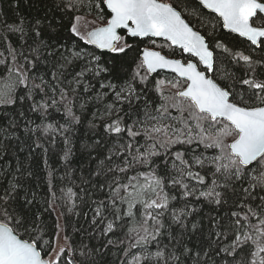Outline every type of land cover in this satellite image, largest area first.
<instances>
[{
    "label": "snow or ice",
    "instance_id": "1",
    "mask_svg": "<svg viewBox=\"0 0 264 264\" xmlns=\"http://www.w3.org/2000/svg\"><path fill=\"white\" fill-rule=\"evenodd\" d=\"M84 3L48 0L43 17L0 19V264H60L65 255L48 250L32 210L30 166L9 159L14 142L46 152L40 140L62 135L70 167V125L80 116L69 109L65 125L45 123L69 92L88 94L90 128L113 141L94 174L107 192L93 200L92 224L104 235L135 225L115 242L117 264H264V0H87L102 23L87 32L80 16L53 23ZM161 70L175 74L170 94L165 81L150 86ZM73 198L82 196L68 188L72 208ZM205 204L216 212L207 224Z\"/></svg>",
    "mask_w": 264,
    "mask_h": 264
},
{
    "label": "trees",
    "instance_id": "2",
    "mask_svg": "<svg viewBox=\"0 0 264 264\" xmlns=\"http://www.w3.org/2000/svg\"><path fill=\"white\" fill-rule=\"evenodd\" d=\"M47 3L48 0H0V19L6 20L8 23H16L20 17H25L30 21L35 17H43ZM68 12L69 15H64L63 18L61 12L54 13L56 19L53 23L58 20L60 23L68 24L70 18L75 16H80L81 20L86 23L91 22L94 27L102 23L97 19V12L87 7V0L80 6L79 11L69 9ZM220 31L226 32L222 28ZM232 35L235 36V34ZM239 39L243 40V38ZM147 40L141 41L135 38V43L139 48L151 46L147 43ZM157 43L160 44L162 41L157 40ZM170 51L165 49L164 54H170ZM97 52L100 51L97 50ZM36 74L35 72L30 73V75ZM173 76L166 73H157L150 76V86L153 81H165L166 94H170L167 92V79H171ZM35 82L39 84V80ZM241 87L246 88L247 86ZM87 95L69 92L66 100H61L57 95V103L49 107L47 120L45 121L46 124L54 126L65 125L66 121H70L69 109L80 116L81 122L79 124L70 125L71 132L69 135L72 152L74 153L70 167L65 166L62 160L63 151L66 147L62 135H56L53 144H49L43 138L40 140L43 147L47 149L46 152L33 145L34 150L30 154L27 144L20 145L23 151H19L16 142H14L13 155L10 157L9 162L15 164L18 156L20 161L24 162L26 166H30L33 172V176L27 179V187L36 193L32 210L38 214L39 220L44 226V239L49 245V251L52 247L56 248L57 239L59 238L56 234L59 233L60 235V231H63L68 247L65 249V255L60 257V264H73L70 258H73L76 264H117V257L120 256L119 249L123 245H118L115 242L125 239L127 228L135 225L129 223L125 227H117L115 235L112 233L104 235L102 230L105 225L99 222L95 225L92 224L93 208L95 207L93 200L105 198L107 192V189L100 192L94 187L97 182H103L106 179L105 177H96L94 174L98 169L102 170L109 163L106 157L109 155L108 149L112 147L113 141L106 137L102 139L103 133L100 129L92 130L90 128L89 121L93 119L91 113L96 109L91 101H87ZM148 95L150 97L156 96V93L152 90L149 91ZM82 104L85 105L83 109L81 108ZM2 112L3 109H0V113ZM30 115L38 124L41 122L36 114ZM132 119H136V117L133 116ZM126 120L128 124H131V120H128L127 117ZM127 138L125 134L124 139L127 140ZM137 139L140 140L141 144L144 143L143 139L139 137ZM98 140L101 141L99 144L96 143ZM141 151H143V148H141ZM208 154H212L211 150ZM113 160L119 163L118 158L113 157ZM2 163L3 161H0V164ZM85 180L90 182L85 183ZM68 188H72L74 192L82 196V199L73 198L76 203L74 208H72L71 201L66 202ZM82 189L83 192H81ZM53 192L55 197L52 196ZM61 196H64L65 199H60ZM45 201L48 202L45 203ZM213 207L207 204L200 207L204 217L203 224H207L209 213L216 215V212L212 211ZM69 208H72V210L69 211ZM197 239L198 237L194 236L192 240L187 241L188 246L191 247ZM108 240L114 241V244H108ZM167 242V239H165V243ZM85 245H87V248H85ZM54 253H52L53 260H55Z\"/></svg>",
    "mask_w": 264,
    "mask_h": 264
},
{
    "label": "rangeland",
    "instance_id": "3",
    "mask_svg": "<svg viewBox=\"0 0 264 264\" xmlns=\"http://www.w3.org/2000/svg\"><path fill=\"white\" fill-rule=\"evenodd\" d=\"M88 22V21H87ZM79 24V27L81 29L82 32H87L89 31L90 29L94 28V24H92L91 22H84V21H79L78 22ZM61 247L63 248H67L68 247V242L67 240L64 238V235H63V231L61 230L60 231V235H59V238L57 239V246H56V252H59V250L61 249ZM56 252L54 253V259H56Z\"/></svg>",
    "mask_w": 264,
    "mask_h": 264
},
{
    "label": "water",
    "instance_id": "4",
    "mask_svg": "<svg viewBox=\"0 0 264 264\" xmlns=\"http://www.w3.org/2000/svg\"><path fill=\"white\" fill-rule=\"evenodd\" d=\"M227 31V30H226ZM236 35V34H235ZM137 39H140V38H137ZM144 39H148V38H144ZM143 39V40H144ZM155 39H157V40H160L159 38H155ZM141 40V39H140ZM98 51H101V50H98ZM158 73H166V74H171V75H175L174 73H171V72H169V71H167V70H161V71H159ZM157 73H154V74H152V76H154V75H156ZM70 261L73 263V261H74V259L73 258H70ZM76 264V263H75Z\"/></svg>",
    "mask_w": 264,
    "mask_h": 264
}]
</instances>
